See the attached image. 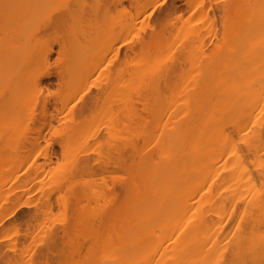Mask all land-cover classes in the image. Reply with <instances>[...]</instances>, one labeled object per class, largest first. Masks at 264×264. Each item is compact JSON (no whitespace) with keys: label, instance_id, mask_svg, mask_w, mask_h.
<instances>
[{"label":"rangeland","instance_id":"rangeland-1","mask_svg":"<svg viewBox=\"0 0 264 264\" xmlns=\"http://www.w3.org/2000/svg\"><path fill=\"white\" fill-rule=\"evenodd\" d=\"M235 3L55 0L24 33V18L15 31L0 21V43L12 44L0 52V217L31 205L0 224V264L109 263L101 243L114 213L160 179L163 115L191 123L204 110L193 101L200 71L218 64L203 75L217 85L225 38L247 40Z\"/></svg>","mask_w":264,"mask_h":264},{"label":"bare ground","instance_id":"bare-ground-1","mask_svg":"<svg viewBox=\"0 0 264 264\" xmlns=\"http://www.w3.org/2000/svg\"><path fill=\"white\" fill-rule=\"evenodd\" d=\"M52 1L6 0L0 21L7 29L15 22V31L24 18L20 31L26 32ZM12 4L21 7L13 11ZM236 4L245 16L239 29L247 40L235 44L225 38L230 82L209 79V85L203 75L210 70L209 77L214 75L211 63L210 70L200 71L193 97L194 103L204 102V110L189 124L163 115L160 179L136 187L128 206L109 221L101 243L108 264H264V0ZM134 22L127 14L119 20L126 30ZM11 46L4 40L0 52ZM222 90L226 98L210 97ZM189 103H183L186 111ZM47 115L44 111L43 120ZM19 203L2 213L0 224L30 205Z\"/></svg>","mask_w":264,"mask_h":264}]
</instances>
